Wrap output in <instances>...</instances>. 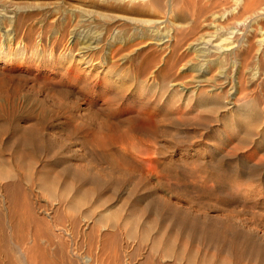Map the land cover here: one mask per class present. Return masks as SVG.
<instances>
[{"label": "rangeland", "instance_id": "obj_1", "mask_svg": "<svg viewBox=\"0 0 264 264\" xmlns=\"http://www.w3.org/2000/svg\"><path fill=\"white\" fill-rule=\"evenodd\" d=\"M173 1L171 21L186 25L196 0ZM81 3L0 0V26L46 49L32 59L28 48L31 61L0 59L2 248L24 264L36 241L44 264H264V52L253 50L246 68L202 57L187 43L213 31L209 21L170 52L135 38L130 22L162 12ZM263 17L230 30L256 49ZM81 34L102 68L58 57L67 48L77 59Z\"/></svg>", "mask_w": 264, "mask_h": 264}, {"label": "bare ground", "instance_id": "obj_2", "mask_svg": "<svg viewBox=\"0 0 264 264\" xmlns=\"http://www.w3.org/2000/svg\"><path fill=\"white\" fill-rule=\"evenodd\" d=\"M80 2V4L82 5L81 2H83V0H77ZM187 1V0H185ZM184 1V3L186 4V2ZM193 1V0H191ZM191 1H187L188 4H186V6H188L189 4L190 5H193L194 2H196V7H193L192 6V9L188 12L189 15H190V21L186 24V25H183V26H175L173 24V22L171 21L172 18H170V16H174L175 15V12H177V7H175V2L173 0H101V2H106V3H111V4H115L116 6L118 7H126V11L130 10L132 12H135V13H141V12H147V11H150V12H162V17L154 20V19H144L142 20V22H138L140 21L141 19H138V18H135L136 20L134 22L130 21L133 26H134V31H135V38H138V39H142V38H150L152 40H155L156 42V45L157 46H161V47H166V48H169L170 52H173L175 50H178V49H181L183 47V42L189 40V35L191 36L194 32V30H196L195 28L199 27V25H201V23H204L205 21H209L207 23H205V25H209L210 27H212L213 31L209 32L208 34L204 35V37H201V41L197 42L195 45H192L190 41L189 43H187V45H190V48H192L194 50V52H198V54L200 53L202 57H207V56H214L215 58H228L229 59H232L234 61V63L236 61L239 62V66L240 67H248L249 66V59L250 60H255L256 57V54H252L253 50L255 52H257L258 54H260L261 51L264 52V37L262 38H259L258 41V47L256 49H254V46L252 44V42L249 40L248 37H245V34L244 36H236L237 34H233V30H230L231 26H232V23L231 21H239L240 18L241 20L245 21V20H248V18H252L253 20L257 17L260 18V16H262L264 14V6L262 7V4L261 3H264V2H261V3H258V1H253V0H234V5L232 7H230V10L228 11H221L223 9L220 10V9H215L214 7V3H217L219 0H203L201 3L197 4V2L199 1H194L193 4H191L190 2ZM262 1V0H260ZM183 2V0H182ZM99 4V3H98ZM109 5V4H108ZM184 5V4H182ZM220 5V4H218ZM97 6V5H96ZM100 6V5H99ZM112 6V5H111ZM180 6V5H179ZM228 6V5H227ZM189 7V6H188ZM97 8V7H96ZM184 8V7H183ZM190 8V7H189ZM5 9V8H3ZM75 9V8H74ZM185 9V8H184ZM80 10H84V9H80ZM88 10V9H87ZM186 10V9H185ZM1 11H4L1 9ZM92 11V10H91ZM7 12V11H6ZM97 12V11H96ZM101 12V11H100ZM149 12V13H150ZM8 13V12H7ZM84 13V11H83ZM148 13V12H147ZM186 13V12H185ZM209 13V19L207 20V14ZM88 14V13H87ZM87 14H83V16L87 15ZM4 15V14H3ZM177 15V14H176ZM175 15V16H176ZM186 15V14H185ZM183 16V15H181ZM5 17V16H3ZM87 17V16H86ZM179 17V15L177 16ZM189 17V16H188ZM174 18V17H173ZM183 18V17H181ZM180 18V19H181ZM186 18V17H185ZM204 20H203V19ZM264 18V17H263ZM5 19L8 21L9 24H11L13 22V18L12 17H5ZM176 19V18H175ZM179 19V18H177ZM179 19V20H180ZM262 19V18H261ZM91 20V19H90ZM103 20V19H102ZM182 20V19H181ZM180 20V21H181ZM184 20V19H183ZM182 20V21H183ZM202 20V22H201ZM2 21V20H0ZM83 21V20H82ZM186 21V19H185ZM249 21V20H248ZM241 22V21H240ZM239 22V23H240ZM1 23V22H0ZM101 24V23H100ZM246 24V23H245ZM248 24H250L248 22ZM101 25H104L101 24ZM107 25V24H106ZM109 25V24H108ZM181 25V24H180ZM204 25V24H202ZM108 27V26H107ZM109 28V27H108ZM107 28V29H108ZM125 28V27H123ZM104 29V28H103ZM106 29V28H105ZM120 29V28H119ZM118 29V31H119ZM13 29H8L6 27H2L0 26V59H12V58H16V59H20V60H23V59H36V58H40V56L42 57L43 55V51L46 50L45 48L43 49L41 46H39L37 43H33L31 42V44H26V42H24V37L22 36H19L18 33L22 30L23 31V28L21 29H14L12 32ZM26 30V29H25ZM114 30V29H113ZM122 31V30H121ZM120 31V32H121ZM103 32V31H102ZM196 32V31H195ZM246 32V31H245ZM262 33L264 36V32H260ZM99 34H101L99 32ZM98 34V35H99ZM103 34V33H102ZM112 36L110 34V37H111V42H113V44H115L114 42H116V36L117 35V31H114L112 32ZM21 35V34H20ZM23 35V34H22ZM120 36V35H119ZM118 36V37H119ZM131 36V35H130ZM134 36V35H133ZM194 36V35H193ZM202 36V35H201ZM77 37V36H76ZM78 37H80V40H78L79 42L81 41V46L79 47L78 50H81L79 52V56L77 59L74 58V54L72 53V50L70 51V53H66V49L62 51V49L60 51H58V57H69L70 58V62L72 60L75 61L76 65L78 63L80 64H84V66H82L83 68H80L82 70H84L85 67L87 66H90L89 68H93L96 69V68H102V65H103V62L99 59L100 56L98 57H94L96 56V51H94V49H96V45L95 46H91L92 42L90 41V38H88V36H86V34L84 35H78ZM123 37V36H122ZM96 38V36H95ZM101 38V37H100ZM133 38V37H132ZM134 38V39H135ZM93 39V38H92ZM131 38H129L130 40ZM14 40L15 42V46L16 47H11L10 46V42ZM122 40V39H121ZM121 40H118L119 42ZM93 41V40H92ZM213 41H215V43H213ZM7 42V43H6ZM29 43V42H28ZM53 43V42H52ZM55 43V42H54ZM123 44V43H122ZM80 45V44H78ZM198 45H202V47H198ZM28 48L29 50H32L31 51V58L29 57V53H28ZM53 48H54V45H51V48H49V56L50 57H53V54L51 51H53ZM71 49V48H70ZM162 49V48H161ZM167 50V49H166ZM96 53H94V52ZM173 54V53H172ZM264 54V53H263ZM66 57V58H67ZM200 57V56H199ZM209 58V57H208ZM97 59H99L97 61ZM258 59V58H257ZM4 60V61H5ZM94 60H96L94 62ZM226 60V59H225ZM31 61V60H30ZM202 61V60H201ZM221 61V60H220ZM231 61V60H230ZM232 61V62H233ZM257 61V60H255ZM253 61V62H255ZM225 61L223 60V63ZM212 64H220L219 60H214L211 62ZM222 63V62H221ZM78 64V65H80ZM221 65V64H220ZM238 65V63H237ZM236 65V66H237ZM232 66V65H231ZM252 66V65H251ZM79 67V66H78ZM204 67V66H203ZM259 68V67H258ZM203 69V68H202ZM253 70V69H251ZM87 71V70H86ZM249 71V70H248ZM109 72V71H108ZM253 72V71H252ZM251 72V73H252ZM106 74V73H105ZM256 74V72H255ZM253 75V74H252ZM252 77V76H251ZM254 78V77H253ZM111 82V81H110ZM46 225V224H45ZM48 227L50 226L49 224H47ZM13 229L14 231H16L17 228H19L20 226L18 224H14L13 226ZM11 227V228H12ZM43 227V226H42ZM46 228V226H45ZM28 229V228H27ZM44 229V228H43ZM49 228H47L46 230H48ZM51 230V229H50ZM2 232V230H0ZM13 231V232H14ZM34 231V230H33ZM37 231L36 232V236L34 235V239H39V234L38 233H42L43 231L41 232H38V230H35ZM45 231V229H44ZM12 232V233H13ZM48 232V231H47ZM50 233V231H49ZM52 233H50L51 235ZM25 235V234H24ZM1 238H0V264H21L23 263V261L25 260H22L20 261V258H16L15 255H13L11 252H6L7 249H10V248H2V240H4V237L2 236V234L0 235ZM15 237V240H16V244L17 245H24V240H23V237L19 236L18 234H15L13 235ZM44 236V234H43ZM49 236V235H48ZM53 236V234L51 235ZM47 238V236H45ZM56 237V236H54ZM115 237V236H113ZM33 238V237H32ZM41 238V237H40ZM53 238V237H52ZM106 238H108L106 236ZM51 239V238H50ZM48 240L46 239V241H51V240ZM54 239V238H53ZM114 239V238H112ZM12 240V239H11ZM56 240V239H54ZM107 240V239H106ZM105 240V241H106ZM57 241H58V238H57ZM56 241V242H57ZM60 241V240H59ZM58 241V242H59ZM110 241V240H109ZM112 241V240H111ZM110 241V242H111ZM34 242V241H33ZM110 242H107V243H110ZM113 243H117L116 241H112ZM111 242V243H112ZM49 243V242H48ZM52 243V241H51ZM110 243V244H111ZM114 243V244H115ZM10 244V243H9ZM59 244V243H58ZM62 244V242L60 243V245ZM109 244V245H110ZM113 244V245H114ZM118 244V243H117ZM116 244V245H117ZM47 245V244H46ZM53 245V243H52ZM67 245V244H66ZM105 246V244H104ZM108 246V245H107ZM6 247V246H5ZM59 247V245H58ZM61 247V246H60ZM63 249L65 250V247L64 248V245L62 246ZM117 247V246H114L113 249ZM43 248H45L43 246ZM40 247V244L39 242H35L34 245H32L30 248H28V251H27V254L29 255L28 258V262L27 264H44V257H43V251H45V249H43ZM42 249V250H41ZM60 249V248H58ZM108 249V248H107ZM120 249V248H119ZM118 249V250H119ZM47 250V249H46ZM62 250V248L60 249ZM59 250V251H60ZM67 250V249H66ZM65 250V251H66ZM117 250V248H116ZM114 250V251H116ZM58 251V250H57ZM110 251V250H109ZM113 251V252H114ZM120 251V250H119ZM118 253V251H116ZM121 252V251H120ZM124 252V251H123ZM46 253V252H45ZM60 255H63L64 253H60L58 252ZM110 253V252H109ZM117 253H113V255H117ZM124 254V253H123ZM22 255V254H21ZM46 255V254H45ZM48 255V254H47ZM59 255V256H60ZM65 255V254H64ZM111 255V254H110ZM115 255L113 256L115 259ZM120 255V254H119ZM49 256V255H48ZM57 255V257H59ZM84 256V255H83ZM126 255H124L123 257H125ZM22 257V256H21ZM46 257V256H45ZM50 257V256H49ZM52 257V256H51ZM61 259L59 260H62V256H60ZM86 257V256H85ZM84 257V258H85ZM88 257V256H87ZM85 258V259H89L88 258ZM119 257V256H118ZM48 258V257H47ZM67 260L69 257H65ZM64 258V261L66 260ZM79 258V257H78ZM77 256L76 258H73V259H78ZM112 258V257H111ZM113 258V259H114ZM126 258V257H125ZM128 258V257H127ZM126 258V259H127ZM50 259V258H49ZM91 259V257H90ZM114 259V260H115ZM120 259V257H119ZM48 260V259H46ZM66 260V261H67ZM83 260V259H82ZM118 260V259H117ZM123 260V259H122ZM122 260L119 264L122 263ZM49 261V260H48ZM63 261V263H64ZM73 261V260H72ZM77 261V260H76ZM79 261V260H78ZM77 261V262H78ZM93 261V260H92ZM97 261V260H96ZM120 261V260H119ZM21 262V263H20ZM35 262V263H34ZM55 262V261H54ZM69 262V261H68ZM83 262V261H82ZM146 262V261H145ZM148 262V261H147ZM146 262V263H147ZM151 262V261H149ZM148 262V264H149ZM46 263V262H45ZM62 263V262H61ZM62 263V264H63ZM70 263V262H69ZM99 263V261H98ZM127 263V262H126ZM130 263V261H129ZM154 263V262H153ZM153 263H150V264H153ZM24 264V263H23ZM58 264V263H57ZM65 264H67L65 262ZM72 264V263H71ZM75 264V263H74ZM82 264V263H81ZM101 264V263H100ZM123 264H125L123 262ZM144 264V263H142Z\"/></svg>", "mask_w": 264, "mask_h": 264}]
</instances>
